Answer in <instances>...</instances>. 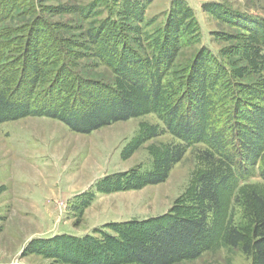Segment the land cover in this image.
Here are the masks:
<instances>
[{
  "label": "rangeland",
  "instance_id": "1",
  "mask_svg": "<svg viewBox=\"0 0 264 264\" xmlns=\"http://www.w3.org/2000/svg\"><path fill=\"white\" fill-rule=\"evenodd\" d=\"M133 1L140 6L117 0L121 23L111 37L99 29L109 13L105 0H0L2 63L11 64L14 89L32 82L29 65H43L46 58L53 62L64 49L70 65L60 59L56 64L61 69L71 66L80 83L64 69L54 77L57 71L51 64L41 91L47 87L51 94L63 90L82 96L86 81L101 82L104 92L112 89L140 110L90 133L49 116L0 124V264H133L127 257L129 245L142 238L145 223L196 211L189 206L196 204L198 178L209 170L202 156L209 148L193 143L181 160L170 167L163 164L169 147L181 140L158 130L164 122L154 110L187 95L195 85L205 94L208 114L203 122L209 124L211 92L221 90L228 78L212 61H202L203 69L194 67L205 49L224 59L239 84L238 93L226 92L223 117L241 120L243 137L264 146V130L248 119L253 109L264 110V0ZM173 46L177 54L163 76L169 83L162 100L148 101L134 78L146 75L143 64L153 70L151 59L174 51ZM99 47H104L106 59ZM178 84L182 93L165 98ZM39 91L33 97L45 98ZM238 103L247 110L239 118ZM247 162L251 169L252 162ZM153 172L164 176L163 181L153 183ZM252 191L264 199V180L250 176L222 188L221 214L214 219L222 227L219 237L200 256L173 264H254L251 253L230 245L224 236V229L234 225L253 239L255 221L264 210L247 201ZM88 234L99 244L63 238ZM56 236L62 239L39 244Z\"/></svg>",
  "mask_w": 264,
  "mask_h": 264
},
{
  "label": "trees",
  "instance_id": "2",
  "mask_svg": "<svg viewBox=\"0 0 264 264\" xmlns=\"http://www.w3.org/2000/svg\"><path fill=\"white\" fill-rule=\"evenodd\" d=\"M123 1L134 7L140 6L139 2L133 0ZM105 2L109 13L107 18L100 22L99 29L100 32H110L111 37H113L121 23V19L118 17L119 8L116 4L117 0H105ZM91 36L94 38V35ZM99 50L102 51V58L106 59L104 47H99ZM173 50L172 52L163 51L159 57L152 58L153 63L150 64H152L153 70L148 68L147 64H143L142 71L146 75L134 78V82L145 89V98L148 101L162 100L160 96L163 87L169 83L167 80L163 81V76L168 74L167 67L170 60H173L177 54L175 46H173ZM204 51L194 67L202 68V64H200L202 61H212L215 63L217 71L221 72L220 75L223 78H228L225 84L223 83L221 90L211 92L213 105L209 108V114L212 116L209 124L205 125L203 122L206 114H208L205 94L202 90L194 89L195 85L191 86V90H186L187 95L185 92L182 98L166 103L165 107L161 109L155 108L154 110L164 122V126L158 127V130L169 132L181 140V142L169 147V151L163 158V164H168L170 167L181 160L187 146L193 143H204L209 148L202 153L204 160L209 163V170L203 172L198 178L194 198L196 204L193 202V205L189 206V209L195 207L197 209L188 216L172 215L166 218V222L164 220H151L149 223H145V228L140 232L142 238L129 245L130 251L127 257L133 264H173L200 256L212 246L222 229L221 225L218 224L219 222L214 223L215 214H221V189L233 185L234 182L240 184L250 176L260 177L264 180V146L261 148L260 143H258L261 141H258L257 144L253 137L244 138L241 120H228L227 117H223L221 112L222 108L220 107L227 106L229 102L226 92L228 90L237 92L235 86L238 82L233 80V72L225 65L224 59L216 57L207 49ZM55 55L57 56V54ZM58 55V57L61 56L58 59L62 61V65H70L68 61L71 60L64 49ZM3 57L0 50V124L29 115L49 116L61 120L75 131L90 133L105 125L127 120L139 114L140 110L133 103V100L115 93L112 89L107 94L100 87L101 82L86 81V88L82 96H78L74 92L68 94L63 90L57 94H51L52 91L47 87L48 90L41 91L46 82L45 76L50 69L49 65L54 64L53 67H56L57 72L54 73V77L64 69V66L61 69V66L56 64L58 59L50 62L45 57L46 61L43 65H37V63L29 65L27 77L30 73L32 82L28 81L22 88L14 89L15 84L9 83L14 72H12L11 64L3 65ZM140 60H138L139 64L143 62ZM65 69V72L75 73L71 66ZM156 69H159L158 73ZM218 72L212 71V76L217 75ZM75 76H77V80L81 77L78 74ZM78 81L77 83H80V80ZM187 83L189 86L190 82L187 81ZM181 89V85H176L165 93V98L177 92L182 93ZM37 91L46 97L40 100L33 97ZM83 95H86L88 99L85 100ZM235 108L238 118L242 117V114H246V109L241 103H238ZM250 117L248 119L253 120L261 130H264L263 109H253ZM257 130L256 132H259ZM259 133L258 135H260ZM249 160L252 162L251 169L248 167L250 163L247 161ZM149 177H153L151 178L153 183L163 181L164 178V176H155V172L149 174ZM247 201L251 206L254 207L255 204H258L264 210V199L256 192H249ZM224 231L226 242L234 247L243 246L246 252L253 255L254 264H264V211L259 213V217L255 221L252 240L247 238L243 230L234 225L226 227ZM63 238L67 240L82 239L94 242V245L99 244L92 234L85 237L69 235ZM60 239H62L60 236L42 238L39 240V244H54L53 242ZM64 249L62 248L60 251H64Z\"/></svg>",
  "mask_w": 264,
  "mask_h": 264
}]
</instances>
